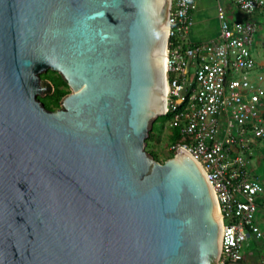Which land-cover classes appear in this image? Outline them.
Returning a JSON list of instances; mask_svg holds the SVG:
<instances>
[{
  "label": "water",
  "instance_id": "1",
  "mask_svg": "<svg viewBox=\"0 0 264 264\" xmlns=\"http://www.w3.org/2000/svg\"><path fill=\"white\" fill-rule=\"evenodd\" d=\"M172 0H0V264H217L198 163L147 150ZM71 93L56 111L40 75Z\"/></svg>",
  "mask_w": 264,
  "mask_h": 264
},
{
  "label": "built area",
  "instance_id": "2",
  "mask_svg": "<svg viewBox=\"0 0 264 264\" xmlns=\"http://www.w3.org/2000/svg\"><path fill=\"white\" fill-rule=\"evenodd\" d=\"M232 3L245 17L264 14V0ZM196 9L197 0H172L169 8L163 115L180 140L168 152L190 155L213 191L221 217L217 264H247L246 249L264 239L255 218L264 185L249 170L254 145L264 141V69L252 53L259 27L216 0L219 35L194 43Z\"/></svg>",
  "mask_w": 264,
  "mask_h": 264
},
{
  "label": "crops",
  "instance_id": "3",
  "mask_svg": "<svg viewBox=\"0 0 264 264\" xmlns=\"http://www.w3.org/2000/svg\"><path fill=\"white\" fill-rule=\"evenodd\" d=\"M225 5H227L229 11L232 13V16L234 18H238V19H249L253 22L256 23L257 27H259V32L257 33L256 39H255V43H254V47L253 49H261L264 50V14L263 15H255L252 17H245L243 16V14L236 12V10L233 8V3L232 0H223ZM212 3H215L216 5V0H197V9L195 10L196 12L194 13V25H195V17L199 12H202V10H206L208 9V6L211 5ZM215 8V6L212 9V11H214L213 9ZM201 15V14H200ZM202 19L199 21L200 23L204 24V23H209L211 24H215L216 26V31L215 33H211V36L208 39H200L197 38L196 34H192V29L194 27H192L191 31H190V37L191 39L194 41V43H202V42H210L213 41L217 38V36L219 35V21L216 17V11H214V16L212 19H206L201 15ZM209 26V25H208ZM209 29V28H208ZM264 53V52H263ZM264 55V54H263ZM256 62H257V66L261 69H264V56L262 57V59H258L257 57L255 58ZM250 172L255 175L257 178H259L261 180V182L264 185V141L256 143L254 145L253 148V153H252V162L250 164L249 167ZM258 211L256 214V224L259 225V227L261 228V230L263 231V226H264V220L261 219L260 215L261 212L264 210V195H262L259 198V203H258ZM264 233V231H263ZM264 240V239H263ZM262 241H260L259 243H257V245H255L254 247H249L246 249L245 252V258L246 259V263L247 264H264L262 259H260V254L258 251V244H260Z\"/></svg>",
  "mask_w": 264,
  "mask_h": 264
},
{
  "label": "rangeland",
  "instance_id": "4",
  "mask_svg": "<svg viewBox=\"0 0 264 264\" xmlns=\"http://www.w3.org/2000/svg\"><path fill=\"white\" fill-rule=\"evenodd\" d=\"M222 2H224L222 0ZM215 6V3H212L211 5L208 6V9L206 10H202V12L197 11L196 17H195V25L192 29V34H196L197 38L200 39H208L211 36V33H215L216 31V26L215 24H207V23H200L199 21L202 19L201 15L206 18V19H212L214 16V11H212L211 8H213ZM215 9V8H214ZM213 9V10H214ZM201 14V15H200ZM209 25V26H208ZM209 28V29H208ZM264 50L261 49H253V54L254 57L258 58V59H262V57L264 56L263 53ZM44 74V73H43ZM42 75V74H41ZM40 75V77H41ZM41 82L43 86H46L45 82L42 80L41 78ZM71 93V90H70ZM49 94L48 92H44L42 95L39 96V98H44L47 97ZM155 122V121H154ZM154 122H153V126L152 129L154 128ZM168 125V124H167ZM167 125L162 126L161 123H157L156 126V138L153 140V142L150 143L149 146L146 147L147 152H152L157 154L159 161L164 163L166 160L169 159V132L170 129ZM152 129L150 130V132L152 131ZM261 217V219L264 220V210L261 212V214H259ZM263 231H264V226H263ZM258 251L260 254V259H262L263 263H264V240H262V242L260 244H258Z\"/></svg>",
  "mask_w": 264,
  "mask_h": 264
},
{
  "label": "trees",
  "instance_id": "5",
  "mask_svg": "<svg viewBox=\"0 0 264 264\" xmlns=\"http://www.w3.org/2000/svg\"><path fill=\"white\" fill-rule=\"evenodd\" d=\"M42 80L45 82L46 86H49L50 91L48 92V96L44 98H40V101L45 106V108L48 111H56L58 110L61 105L63 99L70 94L69 86L66 80L60 75L59 73L55 71H47L44 74L41 75ZM170 117L169 116H160L158 117L154 122V128L151 132H149V137L147 138V146L150 145L151 142L156 138V124L161 123L162 126L167 125L169 122ZM178 130H174L172 132V135H169V144L176 143L179 141V134L177 133ZM151 156H153L157 161H159V158L157 154L148 152ZM174 157L173 154H169V159Z\"/></svg>",
  "mask_w": 264,
  "mask_h": 264
},
{
  "label": "bare ground",
  "instance_id": "6",
  "mask_svg": "<svg viewBox=\"0 0 264 264\" xmlns=\"http://www.w3.org/2000/svg\"><path fill=\"white\" fill-rule=\"evenodd\" d=\"M167 31H168V28H167ZM165 50H166V48L163 50L164 54H163V57H162V64H163L164 73H166V70H167V56H166V51ZM167 91H168V86H167V82L165 80V90L163 91L164 92L163 93V98L166 97ZM211 194H212L214 202H215V211H214V216L213 217L216 219V221L218 222V224L221 227V217H220V213H219V210H218L217 202H216V199H215V196L213 194L212 189H211ZM220 237H221V230H220V233H219V244H220Z\"/></svg>",
  "mask_w": 264,
  "mask_h": 264
}]
</instances>
